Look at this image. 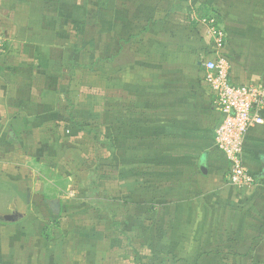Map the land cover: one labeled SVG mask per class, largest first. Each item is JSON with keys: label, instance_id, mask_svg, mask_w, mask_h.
Returning <instances> with one entry per match:
<instances>
[{"label": "crops", "instance_id": "0c3cea01", "mask_svg": "<svg viewBox=\"0 0 264 264\" xmlns=\"http://www.w3.org/2000/svg\"><path fill=\"white\" fill-rule=\"evenodd\" d=\"M0 38V216L21 215L0 222V264H81L82 247L106 239L117 260L125 243L135 262L145 249L160 264H264V110L240 156L255 185L234 187L203 70L222 56L235 84L264 81V0H0ZM124 74L118 115L79 103ZM67 133L106 139L95 185L125 180L111 218L95 213L85 232L83 205L50 182L65 172L48 148ZM63 218L76 221L77 247L63 242Z\"/></svg>", "mask_w": 264, "mask_h": 264}, {"label": "rangeland", "instance_id": "374dc122", "mask_svg": "<svg viewBox=\"0 0 264 264\" xmlns=\"http://www.w3.org/2000/svg\"><path fill=\"white\" fill-rule=\"evenodd\" d=\"M102 69L104 72H106L109 68L106 69L105 67H102ZM98 81L99 80L94 83L93 86L95 87H87V90L83 89V91H81L83 94V98L81 99V101H79V103H84L85 100L88 103V105L86 106L91 107L93 110H98L101 107L102 109H104L106 107V113L108 112L111 114H117L116 110L120 107L122 108L123 106H125V90L120 88L125 87V74L121 82L112 80L107 82L108 80H105V83L103 84L102 82L97 83ZM104 86L107 89H104ZM81 107L85 108L84 105H82ZM107 118L109 117L103 116V119H101L103 124L106 123ZM59 139H61V137H59ZM59 143L60 147L55 145L54 147H49L48 150H51L52 154H55L52 157L54 162L63 160L61 161L62 165L60 166V168L65 173L62 174L51 172L52 177H50V182L55 186L54 189H60V195L62 194L60 200H67V198L70 200L71 197H73L77 202H79L78 204L83 205V210L78 214V216L83 220L82 222H80V225L82 232H85V230H88V226H84V220H91L86 221V224H96L97 221H95L93 218V215L95 213H97L99 218L101 219L111 218L108 213V209L110 210V208L112 209L114 207H117L116 202L112 201L115 198L119 199L121 197V193H125V180H104L102 181V184L95 185V172L106 168V164L108 162H106L105 159L109 158V147L107 145L108 143L102 136V133L99 134L97 140H93L90 137L82 134L78 135L67 133L66 137L59 140ZM54 162L48 164V167L50 169L54 167ZM55 169H57V166L55 167ZM35 185V189L39 188L38 183ZM39 186L41 187L42 184H39ZM95 186H98V188L102 191L101 197L100 195H96V192L94 190ZM72 192L74 193V195H72ZM57 193H59V191ZM102 198L108 199L100 200ZM106 200H110L108 204L104 203L106 202ZM116 210L118 211L119 209ZM65 218L60 221V225L62 227V232L60 234L66 235L62 237L63 239H65V241L63 240V242H66V246L72 248L77 247L79 241L81 242L80 239L77 240L78 234L81 235L78 228H76L77 233L75 235L73 233H67L68 231L70 232V229L72 232L76 221ZM123 218H125V215ZM99 225L100 224H97L95 227L101 229ZM92 228L94 227L92 226ZM103 229L106 230V228ZM74 236L76 240H74ZM107 240L108 239L100 241L99 243L96 242L90 244L86 242L88 243V246L94 247V250L92 248H89L88 246L82 247L83 254L81 255H83V260L81 261V264H89V260L84 258L85 252L89 254L91 253L93 255L97 253L96 255H94L95 258L92 260L94 261V264L95 262H97V264H136L137 261L139 262V264H160L159 259H150L149 251L145 249L140 250L139 252L137 251L138 255L136 254L137 259L135 262L133 259H131L130 256L126 255L127 253L125 252V243L123 244L124 247H122L123 249H121L122 251L120 253L122 257L117 260L119 254H117L118 252L116 250H111L110 252L106 250V246H108L109 244ZM115 243L117 242L115 241ZM77 257V254H75L70 258L72 259ZM165 263H167V261L163 262V264Z\"/></svg>", "mask_w": 264, "mask_h": 264}, {"label": "built area", "instance_id": "2783aa9c", "mask_svg": "<svg viewBox=\"0 0 264 264\" xmlns=\"http://www.w3.org/2000/svg\"><path fill=\"white\" fill-rule=\"evenodd\" d=\"M219 34L216 45L221 44ZM5 43L0 38V55ZM205 83L214 97V106L219 117L213 132L215 148L226 158L229 171L227 181L237 188L255 185V178L241 164L245 136L254 126L263 124L264 81L235 84L230 76V66L225 58L217 56L203 62Z\"/></svg>", "mask_w": 264, "mask_h": 264}, {"label": "water", "instance_id": "95a60500", "mask_svg": "<svg viewBox=\"0 0 264 264\" xmlns=\"http://www.w3.org/2000/svg\"><path fill=\"white\" fill-rule=\"evenodd\" d=\"M262 176L264 177V172H263ZM52 204L56 206L57 202L53 201ZM20 217H21V215L18 214L17 212H12L11 214L0 216V222H13Z\"/></svg>", "mask_w": 264, "mask_h": 264}]
</instances>
